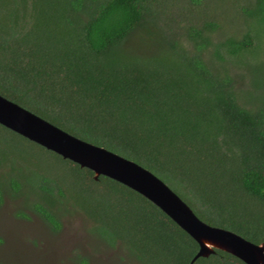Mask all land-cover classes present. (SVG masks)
I'll list each match as a JSON object with an SVG mask.
<instances>
[{
	"label": "trees",
	"instance_id": "1",
	"mask_svg": "<svg viewBox=\"0 0 264 264\" xmlns=\"http://www.w3.org/2000/svg\"><path fill=\"white\" fill-rule=\"evenodd\" d=\"M168 1L0 0V95L137 162L205 223L259 243L264 85L245 97L237 70L262 86L253 54L264 0H226V20L206 0H188V10H165ZM22 143L50 157L38 159L48 170L26 167ZM6 198L53 231L62 210L81 214L92 236L141 264H190L198 251L140 193L0 125V206ZM193 264L245 263L215 250Z\"/></svg>",
	"mask_w": 264,
	"mask_h": 264
},
{
	"label": "water",
	"instance_id": "2",
	"mask_svg": "<svg viewBox=\"0 0 264 264\" xmlns=\"http://www.w3.org/2000/svg\"><path fill=\"white\" fill-rule=\"evenodd\" d=\"M0 125L93 172L107 176L151 201L198 244V257L215 250L227 252L245 264H264V239L254 243L239 234L202 221L162 179L137 162L80 139L19 104L0 95Z\"/></svg>",
	"mask_w": 264,
	"mask_h": 264
},
{
	"label": "rangeland",
	"instance_id": "3",
	"mask_svg": "<svg viewBox=\"0 0 264 264\" xmlns=\"http://www.w3.org/2000/svg\"><path fill=\"white\" fill-rule=\"evenodd\" d=\"M206 1L207 5L210 3L211 10H220L225 16L226 0ZM168 2L169 7L165 10H188V0ZM240 23L236 22L237 25ZM253 56L264 70V38L258 42ZM237 73L240 74L237 79L238 90L245 97L248 93L255 95L263 90L264 81L260 88L259 86L256 88L255 79L258 77L248 69L237 70ZM255 102L256 100L253 103ZM22 145L28 146L25 143ZM32 148L28 146L27 150H24L28 153L25 156L29 157L26 159L28 162L26 167L30 170L40 165L48 170L45 162L49 161L50 157L36 155L39 149ZM38 159H47V161ZM4 201L0 206L1 264H81V258L86 259L88 264H141L129 258L121 247L109 246L101 241L102 238L92 236L88 231L90 221L81 214L62 210L61 227L53 231L39 217L31 213L23 202L17 203V200L13 202L9 198ZM20 211L25 212L27 217H22Z\"/></svg>",
	"mask_w": 264,
	"mask_h": 264
}]
</instances>
